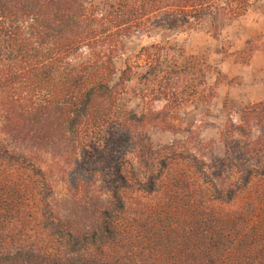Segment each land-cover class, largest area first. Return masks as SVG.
I'll return each instance as SVG.
<instances>
[{
    "label": "trees",
    "instance_id": "1",
    "mask_svg": "<svg viewBox=\"0 0 264 264\" xmlns=\"http://www.w3.org/2000/svg\"><path fill=\"white\" fill-rule=\"evenodd\" d=\"M257 1L0 0V264H264V100L227 114L218 155L175 122L223 75L169 41ZM148 124L186 137L155 147Z\"/></svg>",
    "mask_w": 264,
    "mask_h": 264
},
{
    "label": "rangeland",
    "instance_id": "2",
    "mask_svg": "<svg viewBox=\"0 0 264 264\" xmlns=\"http://www.w3.org/2000/svg\"><path fill=\"white\" fill-rule=\"evenodd\" d=\"M217 20L218 38H214L212 23L207 20L188 36L171 34L169 41L183 52L177 56L180 65L185 64L191 57H198L207 60L223 75L217 97L211 106L197 102L192 86L187 87L188 101L182 107V123L175 122L176 125H181L182 131L189 129L197 132L204 142L214 141L215 151L221 155L223 146L220 143V134L227 114L239 112L248 105L264 100V0L254 2L247 14L236 21L226 19L222 13L218 14ZM160 37L161 33L155 40L147 37L133 39L127 46V54L116 60L119 72L124 69L127 58H135L141 47L160 40ZM253 44H257L259 49L246 63L242 51L254 47ZM192 79L189 80L191 83ZM207 80V86H214L216 75H209ZM198 90L201 92L203 87ZM129 99L131 108L141 113L144 107L140 105L139 99L135 98L132 89ZM158 125L148 124L145 127L146 138L155 147L166 146L174 140L186 137L184 132L175 135Z\"/></svg>",
    "mask_w": 264,
    "mask_h": 264
}]
</instances>
